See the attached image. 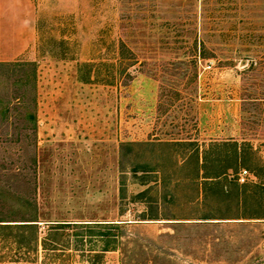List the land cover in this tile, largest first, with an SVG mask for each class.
I'll use <instances>...</instances> for the list:
<instances>
[{
  "label": "rangeland",
  "instance_id": "374dc122",
  "mask_svg": "<svg viewBox=\"0 0 264 264\" xmlns=\"http://www.w3.org/2000/svg\"><path fill=\"white\" fill-rule=\"evenodd\" d=\"M16 6L0 264H264V0H0V57Z\"/></svg>",
  "mask_w": 264,
  "mask_h": 264
},
{
  "label": "trees",
  "instance_id": "16d2710c",
  "mask_svg": "<svg viewBox=\"0 0 264 264\" xmlns=\"http://www.w3.org/2000/svg\"><path fill=\"white\" fill-rule=\"evenodd\" d=\"M195 167H196V174H198L200 171H202V173H203L202 178L205 179V181H203V182H205V183H203V187H205L206 185L212 184V183H210V182H214L212 180H217L218 178L226 179L229 176V174L227 173V171L228 170H231V171L234 170L236 168V164L234 165V168L233 169H229V167H225L224 166V167L221 168V170L219 172H216L214 175H211V174L207 173V170L205 168V163H203L202 165L201 164L198 165L197 164V161H196ZM253 187H255V185H253ZM245 188H246L245 185H239V186L238 185H235L234 196H235V199L238 202H240V203H242L245 200V196H246L245 195ZM202 191H203V188H202ZM220 193L221 194H225L224 191H222L221 189H220ZM69 225H76V224H59V225L56 224L55 225L56 227H51L49 230L50 231H56V230H60L62 228V227H58V226H69ZM85 225H88V224H85ZM94 225H96V226H100L101 225V227H104V228L106 226H109L108 228H117V225L118 224H94ZM21 226H35V225H21ZM80 235L81 234H74L73 236L77 238ZM35 239H37V237H35ZM46 241H48L47 238L42 243V249L43 250H46V248H45V242ZM109 244H112L113 245L111 247V249H109V247H108ZM115 248L116 247L114 246V241H105L104 246L100 249V251H102V252L113 251V250H115Z\"/></svg>",
  "mask_w": 264,
  "mask_h": 264
},
{
  "label": "crops",
  "instance_id": "0c3cea01",
  "mask_svg": "<svg viewBox=\"0 0 264 264\" xmlns=\"http://www.w3.org/2000/svg\"><path fill=\"white\" fill-rule=\"evenodd\" d=\"M13 10H15V13L21 15L16 17V21L20 22V29L17 30V35H19V42L17 43L18 46L12 49L9 56L0 57V60L2 61L22 59L27 56L30 47H32V35L30 32L31 30L29 31V22L24 19V16L22 17V14L25 13V10L22 9V7L18 6L13 8Z\"/></svg>",
  "mask_w": 264,
  "mask_h": 264
},
{
  "label": "built area",
  "instance_id": "2783aa9c",
  "mask_svg": "<svg viewBox=\"0 0 264 264\" xmlns=\"http://www.w3.org/2000/svg\"><path fill=\"white\" fill-rule=\"evenodd\" d=\"M245 172L243 171L242 174H244ZM240 176V175H239ZM240 181H242V179H240Z\"/></svg>",
  "mask_w": 264,
  "mask_h": 264
}]
</instances>
